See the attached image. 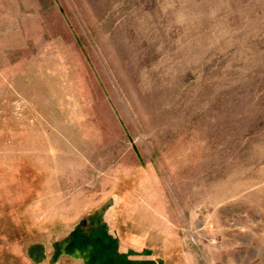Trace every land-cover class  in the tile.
I'll use <instances>...</instances> for the list:
<instances>
[{
    "label": "rangeland",
    "instance_id": "obj_1",
    "mask_svg": "<svg viewBox=\"0 0 264 264\" xmlns=\"http://www.w3.org/2000/svg\"><path fill=\"white\" fill-rule=\"evenodd\" d=\"M0 264H264V0H0Z\"/></svg>",
    "mask_w": 264,
    "mask_h": 264
}]
</instances>
